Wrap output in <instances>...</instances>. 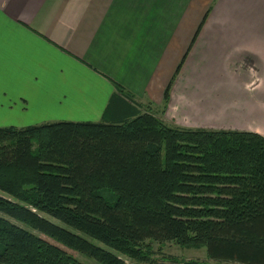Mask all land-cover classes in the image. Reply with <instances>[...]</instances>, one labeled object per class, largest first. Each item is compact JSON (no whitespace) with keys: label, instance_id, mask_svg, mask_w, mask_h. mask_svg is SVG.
<instances>
[{"label":"trees","instance_id":"obj_1","mask_svg":"<svg viewBox=\"0 0 264 264\" xmlns=\"http://www.w3.org/2000/svg\"><path fill=\"white\" fill-rule=\"evenodd\" d=\"M138 107L113 98L98 123L0 128V264H90L67 251L95 264H264V138L171 127ZM167 243L206 259L154 258Z\"/></svg>","mask_w":264,"mask_h":264},{"label":"crops","instance_id":"obj_2","mask_svg":"<svg viewBox=\"0 0 264 264\" xmlns=\"http://www.w3.org/2000/svg\"><path fill=\"white\" fill-rule=\"evenodd\" d=\"M113 98L264 138V0H0V128L98 123Z\"/></svg>","mask_w":264,"mask_h":264},{"label":"rangeland","instance_id":"obj_3","mask_svg":"<svg viewBox=\"0 0 264 264\" xmlns=\"http://www.w3.org/2000/svg\"><path fill=\"white\" fill-rule=\"evenodd\" d=\"M52 222H54V221L52 220ZM54 223H57V222H54ZM94 244L103 248L102 245L97 244L96 242ZM153 248H154V252H155L153 257L158 259L159 261H160L161 257H163L162 254H164V256H172L173 258H176L177 260H187V259L205 260L206 259L205 249H200V250L182 249V248L174 245L173 243H167V244H163V245L154 244ZM67 252L81 262L95 264V262L91 259L79 256V255H77L73 252H70V251H67Z\"/></svg>","mask_w":264,"mask_h":264}]
</instances>
